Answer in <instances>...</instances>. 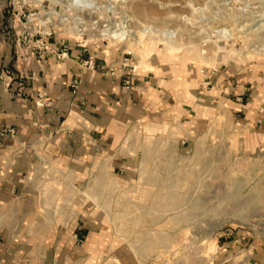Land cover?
<instances>
[{
	"label": "rangeland",
	"instance_id": "1",
	"mask_svg": "<svg viewBox=\"0 0 264 264\" xmlns=\"http://www.w3.org/2000/svg\"><path fill=\"white\" fill-rule=\"evenodd\" d=\"M0 12L17 49L62 59L76 46L93 52L89 65L100 52L136 71L165 64L175 84V100L132 114L106 147L61 149L56 132L26 144L25 188L0 205L11 242L41 244L50 231L59 240L80 221L102 247L87 262L257 264L264 127L251 110L264 108V0H0ZM231 67L245 102L223 94V79L206 83ZM197 86L209 87L207 101L190 100Z\"/></svg>",
	"mask_w": 264,
	"mask_h": 264
},
{
	"label": "crops",
	"instance_id": "2",
	"mask_svg": "<svg viewBox=\"0 0 264 264\" xmlns=\"http://www.w3.org/2000/svg\"><path fill=\"white\" fill-rule=\"evenodd\" d=\"M48 42L52 47L58 44L51 39ZM90 56L91 50L76 46L62 59L52 52L40 57L32 48L17 49L0 23V205L16 200L25 188L22 177L31 163L26 144L41 136L52 137L56 132L61 149L70 147L85 152L87 143L95 148L106 147L132 114L154 111L175 100V92L167 86V83L175 86L174 79L165 64L151 63L136 71L128 58L99 52L95 54V63L89 65ZM235 70L232 67L210 70L211 79L206 83L223 79V94L231 89L238 95L235 100L243 98L245 102L248 88L239 77L240 70ZM75 76L80 79L76 96L70 88ZM208 88L197 86L193 92L190 90V100L207 101ZM251 113L256 114L254 124L264 127V108L256 107ZM91 128L98 132L90 134ZM4 226L7 230L11 228L1 222L0 216V264H118L120 260L107 257L87 262L88 254L96 256L102 248L96 246L87 222L78 221L59 240L50 231L41 244L25 245L11 242ZM79 235L85 240L77 242ZM251 258L264 264V247L255 246Z\"/></svg>",
	"mask_w": 264,
	"mask_h": 264
},
{
	"label": "built area",
	"instance_id": "3",
	"mask_svg": "<svg viewBox=\"0 0 264 264\" xmlns=\"http://www.w3.org/2000/svg\"><path fill=\"white\" fill-rule=\"evenodd\" d=\"M29 45H33L36 48H41V47H45L48 48L46 45H44L45 43L42 42L41 40L37 39L35 41H32V39H30L29 41ZM46 52V51H45ZM91 63H93V61H91ZM79 83L80 81L78 79H75L72 86H73V93H77L78 87H79Z\"/></svg>",
	"mask_w": 264,
	"mask_h": 264
}]
</instances>
